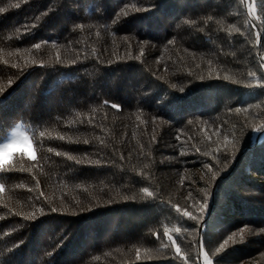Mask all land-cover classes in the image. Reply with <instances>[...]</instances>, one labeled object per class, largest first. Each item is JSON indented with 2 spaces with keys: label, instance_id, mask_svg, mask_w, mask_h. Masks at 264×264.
I'll use <instances>...</instances> for the list:
<instances>
[{
  "label": "trees",
  "instance_id": "obj_1",
  "mask_svg": "<svg viewBox=\"0 0 264 264\" xmlns=\"http://www.w3.org/2000/svg\"><path fill=\"white\" fill-rule=\"evenodd\" d=\"M262 65L264 0H0V140L36 157L0 264H264Z\"/></svg>",
  "mask_w": 264,
  "mask_h": 264
},
{
  "label": "snow or ice",
  "instance_id": "obj_2",
  "mask_svg": "<svg viewBox=\"0 0 264 264\" xmlns=\"http://www.w3.org/2000/svg\"><path fill=\"white\" fill-rule=\"evenodd\" d=\"M35 47L39 49L40 44H36ZM262 67H264V65H262ZM250 75H254V73H250ZM112 107L118 108V105L113 104ZM41 135H43V133H41ZM28 140H29V136L23 131V126L17 125V131L13 132L12 139L8 143L0 145V169H3L4 165L9 164L11 162V158L17 150L23 151V148L21 147V145L24 144V142ZM26 147H27L28 158L31 160H35L36 157L31 151V144H27ZM51 150L52 149L50 148L49 151ZM145 191L147 190L145 189ZM53 210L55 211V209ZM201 210L203 211V206H201ZM183 214L185 216L191 215L187 211H185ZM191 218L197 219L196 216H192ZM177 231H179V229H177ZM231 239L232 237L229 236L228 240H231ZM225 243H227V241H225ZM221 247H223V245H221ZM176 251L179 254L180 249L177 248Z\"/></svg>",
  "mask_w": 264,
  "mask_h": 264
},
{
  "label": "rangeland",
  "instance_id": "obj_3",
  "mask_svg": "<svg viewBox=\"0 0 264 264\" xmlns=\"http://www.w3.org/2000/svg\"><path fill=\"white\" fill-rule=\"evenodd\" d=\"M17 125H22V124H17ZM17 125L14 126V127H13V128L7 133V134H6V136L3 137V138L0 140V145H3V144L8 143V142L12 139V134H13V132L17 131ZM22 126H23V125H22ZM23 131L28 135V133H27L26 129L24 128V126H23ZM28 136H29V135H28ZM27 144H31V151H32V153L34 154V150H33L32 143H31L30 138H29L28 141L24 142V144L21 145V147L23 148V151L17 150L15 153H17V152H21V153H24V154L27 155V147H26ZM27 156H28V155H27Z\"/></svg>",
  "mask_w": 264,
  "mask_h": 264
}]
</instances>
